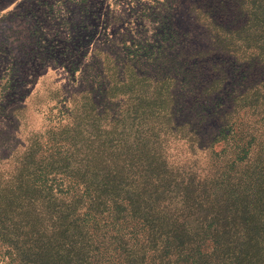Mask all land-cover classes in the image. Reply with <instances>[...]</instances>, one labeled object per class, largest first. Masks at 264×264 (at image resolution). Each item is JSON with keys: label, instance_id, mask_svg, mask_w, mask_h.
<instances>
[{"label": "rangeland", "instance_id": "rangeland-1", "mask_svg": "<svg viewBox=\"0 0 264 264\" xmlns=\"http://www.w3.org/2000/svg\"><path fill=\"white\" fill-rule=\"evenodd\" d=\"M219 2L0 0V229L7 211L22 222L35 213L36 184L63 200L81 192L67 154L69 127L82 126L73 104L86 98L99 118L100 150L124 180L153 139L170 170L195 179L233 159L228 138L259 127L264 72L250 69L242 34L226 49L246 13ZM86 137H76L80 152ZM258 147L255 140L248 158ZM0 264L16 263L1 253Z\"/></svg>", "mask_w": 264, "mask_h": 264}, {"label": "trees", "instance_id": "trees-1", "mask_svg": "<svg viewBox=\"0 0 264 264\" xmlns=\"http://www.w3.org/2000/svg\"><path fill=\"white\" fill-rule=\"evenodd\" d=\"M225 1L246 14L223 44L230 49L231 35L242 34L241 51H253L246 59L250 69L264 72V0ZM92 104L87 98L75 102L73 118L82 126L69 127L70 177L81 192L63 200L36 184L35 213L25 212L22 222L6 212L0 254L16 264H264V103L255 104L259 127L246 124L240 136L233 133V159L212 173L195 179L188 171L170 170L153 139L147 152L138 150L130 181L105 159L107 149L100 150ZM80 131L87 134L85 152L76 142ZM255 140L259 147L250 159ZM80 153L82 160H76ZM61 167L58 162L54 169Z\"/></svg>", "mask_w": 264, "mask_h": 264}]
</instances>
